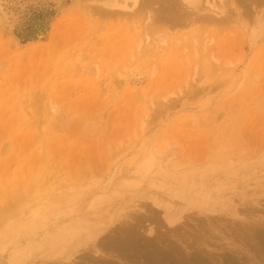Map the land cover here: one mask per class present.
<instances>
[{"label":"rangeland","instance_id":"374dc122","mask_svg":"<svg viewBox=\"0 0 264 264\" xmlns=\"http://www.w3.org/2000/svg\"><path fill=\"white\" fill-rule=\"evenodd\" d=\"M113 1L0 0V205L31 199L0 213V264H150V238L264 264V0H226L219 32Z\"/></svg>","mask_w":264,"mask_h":264},{"label":"bare ground","instance_id":"6f19581e","mask_svg":"<svg viewBox=\"0 0 264 264\" xmlns=\"http://www.w3.org/2000/svg\"><path fill=\"white\" fill-rule=\"evenodd\" d=\"M120 1H122V0H120ZM120 1H119V0H117V1L115 0V1H113L112 3H110V5H109L108 7H109V8L111 7V8H110L109 10H107L108 8L105 9L106 11L104 12V14H106V13H107L108 15H109V14H110V15L112 14V17H113L115 14H118V10L115 11V10H113L112 8H114V9H115V8H116V9H117V8H119V9L121 8L120 10H122L123 8H126V10H127L128 8H130L131 5H133V6L135 7V8H134L135 10H136V7H137V8H140V9H139L140 12L143 11V10L146 11V12H148V11L150 12L151 9H150V10H148V9H149L150 7H152V5L154 6L155 4L160 3V7H159V9H158V7L156 6V9H155V10L152 9L151 12H150L151 15H152V14L155 15V14H157V13L159 14V15H157V16L155 15V17H153V16H152V17H153L154 20H156L157 23L159 22L160 25L163 23V24H166V25H167V24H170V25H172V26H173V25H176V26L179 25L180 27H182V26H186V27H187V26L194 25V24L197 23V24H199L200 27L202 26L201 28H204V29H205V26H206V25H208V26H209V25H212V26H215V25H216L215 27L218 29L217 31L219 32V31L223 28V26H224V29L227 28L225 25L228 26V23L231 21V19H230V21L228 20L230 16L228 17L227 14L225 15V19H227V18H226V16H227L228 19H227L226 21H228V22L226 23L225 20L223 19V17H224V16H223V15H224V14H223V12H224V11H223V7L226 5V0H220V1H219V0H218V1H217V0H178V3H177V4L182 3V5H183V6H182V5L179 4L181 7H178L179 5L176 6V2H177L176 0H130V2H132V3H130L128 0H124L125 3L123 2V5H121L122 2H120ZM127 1H128V3H127ZM171 1H172V3H171L170 5H172V7L169 5V2H171ZM179 1H180V2H179ZM243 1H244V0H243ZM246 1H248L247 3L250 2V0H246ZM260 1H261V0H260ZM217 2L221 3V6H220V7L217 6ZM119 3H120V4H119ZM126 3H127V4L130 3L131 5L129 4L130 6L128 7ZM161 3L163 4V7H165V8H166V5H167V4H168L169 6L167 7V9H165V8L163 9L162 6H161V5H162ZM165 3H166V5H165ZM245 3H246V2H245ZM247 3H246V4H247ZM253 3H254V2H253ZM254 4H255V3H254ZM93 5H94V4H93ZM93 5H92V6H93ZM150 5H151V6H150ZM164 5H165V6H164ZM250 5H251V3H250ZM94 6H95V5H94ZM96 6H97V5H96ZM96 6H95V7H96ZM149 6H150V7H149ZM236 6H237V5H236ZM243 6H244V5H243ZM246 6H247V5H246ZM248 6H249V4H248ZM97 7H99V6H97ZM100 7H102V6H100ZM148 7H149V8H148ZM90 8H91V7H90ZM131 8H132V6H131ZM144 8H145V9H144ZM146 8H147V10H146ZM154 8H155V7H154ZM161 8H162L164 11L162 10V11L160 12L159 10H161ZM168 8H169V9H168ZM242 8H243V7H242ZM93 9H95V8L93 7ZM96 9H97V8H96ZM98 9H99V8H98ZM100 9H102V8H100ZM100 9H99V10H100ZM132 9H133V8H132ZM132 9H131V10H132ZM243 9H244V8H243ZM99 10H98V11H99ZM131 10H130V11H131ZM156 10H157V11H156ZM232 10H235V9L232 8ZM232 10H230V11H231V14L233 13L232 15H234V12H235V11L233 12ZM236 10H237V9H236ZM91 11H92V10H91ZM93 11H96V10H93ZM98 11H97V12H98ZM122 11H124V10H122ZM122 11H121V12H122ZM152 11H154V12L152 13ZM155 11H156L157 13H155ZM204 11H208V12H210V13H208V14H202V12H204ZM230 11H229V12H230ZM237 11H238V10H237ZM67 12H68V11H67ZM101 12H102V11H101ZM140 12H137V11H136V14H135V15H137V14H138V15L141 14ZM225 12H226V11H225ZM95 13H96V12H94V15H95ZM125 13H126V12H125ZM130 13H131V12H130ZM144 13H145V12H144ZM150 13H147V15L149 14V15H148L149 17L146 15V13L144 14V16H143L142 14H141V15L144 17L145 21L147 20V21L149 22V23H147L148 26H149V27L147 26L148 28H150V26H151V27H153L154 29H156L158 25L155 24V23H156L155 21H154V22H155V23H154L155 25H153V22H152L153 19L151 18ZM154 13H155V14H154ZM236 13H237V12H236ZM98 14H99V13H97V15H98ZM121 14H122V13H121ZM121 14L119 13V14L116 15V16H117V17H120ZM128 14H129V13H128ZM222 14H223V15H222ZM68 15H69V14H68ZM68 15H67V16H68ZM129 15H130V14H129ZM131 15H133V13H132ZM138 15H137V16H138ZM145 15H146V17H148V18H145ZM163 15H164V16H163ZM235 15H236V14H235ZM99 16H100V14H99ZM102 16H104V15H102ZM102 16H101V17H102ZM139 16H140V15H139ZM139 16H138V17H139ZM117 17H116V18H117ZM129 17H130V16H128L127 18H129ZM132 17H133V16H132ZM113 18H115V16H114ZM121 18H122V17H121ZM133 18H134V17H133ZM149 18L152 19V21H151V19H150L151 22L149 21ZM61 19H62V18H61ZM61 19H60V20H61ZM63 19H64V17H63ZM65 19H66V18H65ZM129 19H131V17H130ZM129 19H128V20H129ZM60 20L56 21V23H53L54 25H53L52 30H51V31H52V34H51V40H53V39L56 38V35H57V33H58V30L60 29V27H59L60 24L63 25V23H61ZM131 20H132V19H131ZM133 20H135V19H133ZM137 20H138V19H137ZM63 21H64V20H63ZM140 21H141V20H140ZM145 21H143V22L145 23ZM224 22H225V23H224ZM71 23H73V22H71ZM233 23H234V22H233ZM233 23H231V24H233ZM147 24H145V25H147ZM200 24H201V25H200ZM160 25L158 26L159 28H160ZM170 25H167V26L170 27ZM222 25H223V26H222ZM229 25H230V24H229ZM70 26H71V25H70ZM162 26H163V25H162ZM203 26H204V27H203ZM208 26H207V28H208ZM217 26H219V27L222 26V27H221V29H220V28H218ZM169 27H168V28H169ZM200 27H199V28H200ZM229 27H230V26H229ZM229 27H228V28H229ZM58 28H59V29H58ZM65 28H66V27H65ZM148 28H145V29H148ZM161 28H162V27H161ZM161 28H160V31L163 30V29H161ZM183 28H185V27H183ZM201 28H200V32H199V34H200V33H201V34L203 33L202 36H203V35L205 36V32H201V31H203V29L201 30ZM216 28H215V29H216ZM194 29H196V28H194ZM208 29H209V28H208ZM229 29H230V28H229ZM197 30H199V29H197ZM148 31H150V33H151V28H150ZM148 31H147L146 33L149 34ZM152 31H153V30H152ZM207 31H208V30H207ZM212 31H213V30H212ZM222 31H224V30L222 29ZM222 31H221V32H222ZM59 32H60V31H59ZM155 32H156V31H155ZM218 32H217V33H218ZM152 33H153V32H152ZM157 33H158V32H157ZM190 33H191V32H190ZM206 33H207V32H206ZM62 34H63V32H62ZM71 34H72V33H71ZM148 34H147V35H148ZM184 34H185V33H184ZM187 34H189V33H187ZM192 34H193V33H192ZM154 35H155V34H154ZM215 35H216V34H215ZM215 35H213V36H215ZM57 36H58V35H57ZM151 36H152V34H151ZM158 36H159V35H158ZM206 36H207V34H206ZM206 36L204 37V39H205V38L208 39V37H206ZM213 36H212V37L210 36V38H213ZM63 37H64V36H63ZM154 37H155V36H154ZM185 38H186V37H185ZM185 38L182 37V39L186 40ZM189 38H190V37H189ZM189 38H188V39H189ZM197 38H198V40L200 41L199 36H196V38H194V41H195ZM210 38H209V39H210ZM182 39H181V40H182ZM204 39H203V43H204V45L206 44L205 46H207V43L204 42V41H207V40H204ZM215 39H217V38L215 37ZM57 40H58V39H57ZM65 40H66V39H65ZM190 40H191V39H190ZM192 40H193V38H192ZM212 40H213V39H212ZM212 40H210V41H212ZM140 41H141V39H140ZM177 41H178V40H177ZM186 41H187V40H186ZM186 41H185V42H186ZM188 41H189V40H188ZM208 41H209V40H208ZM217 41H218V40H217ZM57 42H58V41H57ZM142 42H144V41H142ZM183 42H184V41H183ZM185 42H184V44H185ZM189 42H192V41H189ZM196 42H197V40H196ZM165 43H166V42H165ZM193 43H194V42H193ZM200 43H201V42H200ZM203 43H202V44H203ZM209 43H210V42H209ZM187 44H189V43H187ZM196 44H197V43H196ZM210 44H211V43H210ZM139 45H140V44H139ZM149 45H150V44H149ZM192 45H194V48H195V43L192 44ZM192 45H191V46H192ZM144 46H145V45H144ZM147 46H148V45H147ZM163 46H164V45H163ZM187 46H188V45H187ZM197 47H198V46H197ZM34 48H35V47H34ZM149 48H150V47H149ZM149 48H148V49H149ZM141 49H142V48H141ZM159 50H160V49H159ZM30 52H31V51H30ZM149 52H150V50H149ZM203 52H204V51H203ZM137 55H138V54H137ZM30 57H31V56H30ZM205 57H206V56H205ZM33 61H34V60H33ZM208 64H209V62H208ZM122 86H123V85H122ZM197 90H198V89H197ZM195 92H197V91H195ZM157 109H159V108H157ZM157 109H156V110H157ZM162 110H163V109H162ZM154 111H155V110H154ZM155 112H156V111H155ZM153 113H154V112H153ZM157 113H159V111H157ZM160 113H161V112H160ZM160 113H159V114H160ZM155 114H156V113H155ZM152 115H153V114H152ZM152 115H151V116H152ZM154 117H155V116H154ZM155 120H156V118H155ZM151 122H152V121H151ZM56 159H57V158H56ZM146 163H147V162H146ZM56 165H57V164H56ZM84 172H85V171H84ZM38 173H39V172H38ZM79 173H80V172H79ZM36 175H37V174H36ZM81 175H82V174H81ZM78 177H80V176H78ZM78 177H77V178H78ZM42 178H43V177H42ZM81 179H82V178H81ZM46 180H47V179H46ZM44 182H45V181H44ZM45 183H47V182H45ZM33 184H34V183H33ZM129 186H130V185H129ZM14 187H15V186H14ZM14 187H13V188H14ZM150 187H151V186H150ZM8 188H9V187H8ZM30 189H31V188H30ZM69 189H70V188H69ZM47 191H49V190H47ZM51 191H52V190H51ZM1 192H2V191H1ZM14 192H15V191H14ZM18 192H19V191H17L16 193L18 194ZM58 192H59V191H58ZM20 193H21V192H20ZM20 193L18 194L19 196L16 195L15 193L10 194V195H11L10 197L13 198V199L11 198V199H12L11 202H12V201L14 202L13 204H15V203H16V204L18 203V205L24 204V203H23V201L25 200V198L23 197L24 195L22 196V195H21L22 193H21V194H20ZM27 193H28V192H27ZM54 193H55V192H54ZM3 194H4V192L2 193V195H3ZM5 194H6V193H5ZM13 194H14V195H13ZM28 194H29V193H28ZM28 194H27V195H28ZM55 194H56V193H55ZM61 194H62V193H61ZM2 195H1V196H2ZM8 195H9V192H8ZM12 195H13L14 197H13ZM15 195H16V196H15ZM25 195H26V194H25ZM27 195H26V196H27ZM5 196H6V195H5ZM20 196H21V197H20ZM26 196H25V197H26ZM17 197H19V199H17ZM27 197H28V196H27ZM0 198H1V197H0ZM3 199H4V197H3ZM20 199H22V202H21ZM47 199H48V198H47ZM49 199H50V198H49ZM57 199H58V198H57ZM64 199H65V198H64ZM1 200H2V199H1ZM8 200H9V203H7V204H8V207H7V208H6V206H3V205H2L3 207L6 208V210H5V208H3V207L0 205V208H2V209H0V211H1L0 213H2V211H3V209H4L3 212H4L5 215L8 214V212H10V211L13 210V209H12V206L18 207V205H13L12 203L10 204V199H8ZM15 200H18V202H15ZM27 200H28V199H26L25 201H27ZM30 200H31V199H30ZM30 200H28V201H30ZM2 201H3V200H2ZM6 201H7V200H6ZM19 201H20V204H19ZM25 201H24V202H25ZM40 201H41V200H40ZM44 201L47 202V200H44ZM97 201H98V200H97ZM3 202H4V201H3ZM51 202H52V201H49V203H51ZM33 203H34V202H33ZM39 203H40V202H39ZM43 203H44V202H43ZM43 203H42V205H43ZM5 205H6V203H5ZM9 206H11V207L9 208ZM30 206H31V205H30ZM15 207H14V208H15ZM23 207H25V206H23ZM39 207H40V205H39ZM39 207H36V208L34 207V208H35L36 211H37V209L40 210ZM42 207H44V206H42ZM28 208L30 209L29 206H28ZM34 208H31V210H32L31 212L28 211V212H29V215H30L32 212L35 211ZM151 208H152V207H151ZM8 209H12V210L7 211ZM14 210H15V209H14ZM148 211H149V210H148ZM5 212H6V213H5ZM28 212H27V213H28ZM150 212H152V211L150 210ZM36 213H40V212L37 211V212H35V214H36ZM152 213H153V212H152ZM155 213H156V212H154V214H155ZM4 214L2 213V215H4ZM35 214H33L34 217H35ZM30 216H31V215H30ZM134 216H136V215H134ZM158 216H159V215H158ZM31 217H32V216H31ZM0 218H1L2 221L4 222L5 219L3 220V218H5V217L2 216V217H0ZM26 218H27V217H26ZM29 218H30V217H29ZM1 219H0V221H1ZM156 219H157V218H156ZM159 219H160V218H159ZM7 220H8V219H7ZM9 220H10V219H9ZM121 220H122V219H121ZM137 220H138V219H137ZM144 220H145V219H144ZM144 220H142V221H144ZM152 220H153V219H152ZM215 220H216V219H215ZM142 221H141V223H142ZM150 221H151V220H150ZM156 221H157V220H156ZM217 221H218V220H217ZM139 222H140V219H139ZM144 222H145V221H144ZM144 222H143V223H144ZM152 222H153V221H152ZM152 222H151V223H152ZM154 222H155V221H154ZM4 223H5V222H4ZM4 223H3V224H4ZM6 223H7V221H6ZM119 223H120V222H119ZM121 223H122V222H121ZM121 223H120V224H121ZM123 223H124V222H123ZM158 223H159V222H158ZM255 224H256V223H255ZM127 225H128V223L126 224V227H128ZM134 225H135V227H138V225H136V224H134ZM150 225H151V224H150ZM152 225H153V224H152ZM152 225H151V226H152ZM154 225H155V224H154ZM244 225H245V224H244ZM251 225H252V224H251ZM122 226H123V225H121L120 227H122ZM141 226H142V225H141ZM155 226L157 227V224H156ZM168 226H169V225H168ZM242 226H243V225H242ZM248 226H249V225H248ZM124 227H125V226H123V228H124ZM133 227H134V226H133ZM145 227H146V226H145ZM156 227H154V228H156ZM199 227H200V226H199ZM201 227H202V226H201ZM252 227H254V226H252ZM141 228H142V227H141ZM143 228H144V226H143ZM143 228H142V229H143ZM243 228H244V227H243ZM128 229H129V227H128ZM131 229H132V228H131ZM137 229H138V228H134V229H132V231L137 230ZM150 229H151V228H150ZM170 229H171V228H170ZM202 229H203V228H202ZM89 230H90V229H89ZM117 230H118V229H117ZM120 230L122 231V229H120ZM246 230H248V229H246ZM255 230H256V229H254V232H255ZM129 231H130V230H127V232H129ZM137 231H138V230H137ZM139 231H140V230H139ZM139 231H138V232H139ZM143 231H144V230H143ZM155 231H156V230H155ZM170 231H171V230H170ZM172 231H174V230H172ZM172 231H171V232H172ZM203 231H204V230H203ZM210 231H211V230H210ZM213 231H214V230H213ZM249 231H250V230H249ZM117 232H118V231H117ZM123 232H124V231H123ZM144 232H145V231H144ZM151 232H152V231H151ZM205 232H206V231H205ZM251 232H252V231H251ZM251 232H250V233H251ZM254 232H252V233H254ZM125 233H126V232H125ZM136 233H137V232H136ZM147 233H148V232H147ZM173 233H174V232H173ZM113 234H114V231H113ZM116 234H119V233H116ZM130 234H131V233H130ZM133 234H134V233H133ZM133 234H132V235H133ZM137 234H138V233H137ZM158 234H160V232H159ZM208 234H209V232H208ZM211 234H212V233H211ZM235 234H236V233H234V235H235ZM255 234H256V232H255ZM120 235H121V234H120ZM135 235H136V234H135ZM135 235H134V236H135ZM140 235H141V234H140ZM140 235L138 234L137 237L140 236ZM142 235H143V234H142ZM142 235H141V236H142ZM153 235H154V234H153ZM155 235H156V234H155ZM162 235H163V234H162ZM176 235H177V234H176ZM193 235H194V234H193ZM242 235H243V234H242ZM248 235H249V234H248ZM107 236H108V234H107ZM107 236L104 237L105 240H106V238H107V239H108V238H111V235H109V237H107ZM122 236H123V235H122ZM124 236H125V235H124ZM134 236H133V237H134ZM141 236L138 237V238H141ZM146 236H147V235H145V237H146ZM195 236H196V235H195ZM237 236H238V235H237ZM142 237H144V235H143ZM147 237H148V236H147ZM147 237H146V238H147ZM151 237H152V236H151ZM161 237H162V236H161ZM178 237H179V236H178ZM197 237H198V236H197ZM240 237H241V236H240ZM112 238H113V239H112V240H113L112 242H111V240H109V239L107 240V242L110 241V244H111V243L113 244L114 241H116L117 236L115 237V235H114V236L112 235ZM115 238H116V239H115ZM125 238H126V237H125ZM128 238H130V237H128ZM134 238H135V237H134ZM156 238H157V237H156ZM262 238H263V236H262ZM130 239H132V238H130ZM130 239H129V240H130ZM148 239H149V238H148ZM148 239H147V240H148ZM150 239H151V240L147 241V245H148V246L146 245V246H147V250L145 251V252L147 253V255H148L147 261H150V262H148V263H150V264H151V263H152V264H159V263H162V264H163V261H164V264H184V263H182V261H183L184 258L187 259V256H185L184 254H183V258L179 256V254H180L181 252L186 253L185 250L182 251V250H183V249H182L183 247H181V246H179V245L176 246L177 244H176V243L174 244V242H171L170 246L167 244V246H169V248L172 247V250H173L174 248L176 249V247L181 249V250L179 249L181 252H179V254H178L177 256H175L173 252L170 253V252H169L168 250H166V249H165L166 251L162 250L161 248H162L163 246H161V245L159 246V245H158V242H157V243L153 242V239H154V238H150ZM157 239H158V238H157ZM253 239H254V238H253ZM133 240H134V239H133ZM135 240H136V239H135ZM140 240H141V239H140ZM159 240H160V237H159ZM161 240H162V239H161ZM161 240H160V242H161ZM165 240H166V239H164V241H165ZM177 240H178V239H177ZM102 241H103V240H102ZM102 241H100V242H102ZM120 241H121V239L119 240V242H120ZM142 241H144V238H143ZM162 241H163V240H162ZM170 241H171V240H170ZM170 241H169V242H170ZM180 241H181V240H180ZM243 241H244V240H243ZM252 241H253V240H252ZM263 241H264V238H263ZM107 242L105 241V242H103V243H101V244H99V245H102V246L105 245V246H107V244L109 245V243H107ZM122 242H123V241H122ZM122 242H121V243H122ZM140 242H141V241H140ZM167 242H168V241H167ZM167 242L165 241V243H167ZM98 243H99V242H98ZM121 243H119V246H120ZM143 243H144V242H143ZM165 243H162V244L165 245ZM182 243H184V242H182ZM253 243H254V242H253ZM123 244H124V243H123ZM123 244H122V247H123ZM144 244H145V243H144ZM173 244L175 245V247L173 246ZM186 244H187V243H186ZM203 244H204V243H203ZM127 245H129V244H127ZM134 245H135V244H134ZM134 245H133V247L135 248L136 246H134ZM142 245H143V244H142ZM180 245H181V244H180ZM191 245H192V244H191ZM252 245H253V244H252ZM131 246H132V245H131ZM143 246H144V245H143ZM165 246H166V245H165ZM167 246H166V247H167ZM182 246H183V245H182ZM198 246H199V245H198ZM198 246H197V247H198ZM258 246H259V245H258ZM260 246H261V245H260ZM113 247H114V246H113ZM115 247H117V246L115 245ZM115 247H114V248H115ZM122 247H121V248H122ZM140 247H141V246H140ZM173 247H174V248H173ZM248 247H249V246H248ZM104 248H105V247H104ZM106 248H107V247H106ZM109 248H110V250H111L112 247H109ZM114 248H112V251L115 250ZM117 248H120V247H117ZM117 248H116V249H117ZM136 248H138V246H137ZM184 248H185V247H184ZM187 248H188V247H187ZM192 248H195V246L192 247ZM113 249H114V250H113ZM125 249H126V248H125ZM140 249H141V248H140ZM140 249H139V250H140ZM189 249H190V248H189ZM203 249H204V248H203ZM105 250H106V249H105ZM119 250H120V249L116 250V252L119 251ZM122 250H123V249H121V252H122ZM127 250L129 251L128 248H127ZM133 250H135V249L132 248V251H133ZM170 250H171V249H170ZM177 250H178V249H177ZM179 250H178V251H179ZM196 250H197V249H196ZM196 250H195V251H196ZM198 250H199V249H198ZM200 250H201V249H200ZM93 251H94V250H93ZM96 251H97V250H96ZM128 251H127V252H128ZM167 251H168V253H166ZM201 251H202V250H201ZM201 251H200V252H201ZM217 251H218V249H217ZM225 251H226V250H225ZM124 252H125V250H124ZM137 252H138V251H137ZM137 252H136L135 254H137ZM141 252H142V251H140V254H141ZM175 252L177 253V251H175ZM207 252H208V251H207ZM212 252H213V251H212ZM214 252H215V251H214ZM227 252H228V251H227ZM252 252H253V251H252ZM261 252H262V251H261ZM263 252H264V249H263ZM96 253H97V252H96ZM118 253H120V252H118ZM142 253H143V252H142ZM197 253H198V252H197ZM201 253H202V252H201ZM97 254H98V253H97ZM97 254H96V255H97ZM111 254H112V253H111ZM123 254H124V253H123ZM131 254H132V253H131ZM140 254H138V255H140ZM186 254H187V253H186ZM209 254H210V253H209ZM240 254H241V253H240ZM263 254H264V253H263ZM87 255H88V254H87ZM116 255H117V254H116ZM127 255H128V253H127ZM127 255H126V256H127ZM143 255H144V254H143ZM180 255H181V254H180ZM190 255H192V254H190ZM190 255H189V257H190ZM202 255H203V254H202ZM206 255H207V254H206ZM215 255H216V254H215ZM237 255H238V254H237ZM259 255H260V254H259ZM261 255H262V253H261ZM70 256H71V255H70ZM124 256H125V255H124ZM135 256H136V255H135ZM181 256H182V255H181ZM203 256H204V255H203ZM227 256H228V255H227ZM255 256H256V255H255ZM81 257H82V256H81ZM84 257H85V256H84ZM137 257H139V256H137ZM176 257H177V258H176ZM217 257H218V256H217ZM220 257H221V256H220ZM228 257H230V256H228ZM238 257H239V255H238ZM87 258H89V256H88ZM92 258H93V261H94V257L91 255L89 259L92 260ZM140 258H141V255H140L139 259H140ZM207 258H208V257H207ZM244 258H246V257H244ZM247 258H248V257H247ZM261 258L264 259V257H262V256H261ZM67 259H68V258H67ZM102 259H103V258H102ZM105 259H106V258H105ZM105 259H103V260H105ZM122 259H123V258H122ZM131 259H132V258H131ZM148 259H149V260H148ZM213 259H214V258H213ZM226 259H227V258H226ZM226 259H225V260H226ZM238 259H239V258H238ZM96 260H97V259H96ZM98 260H99V259H98ZM98 260H97V262H99ZM133 260H134V259H133ZM192 260H193V261H192ZM192 260H191V263H190V264H206V261H205L204 259H201L200 257H196L195 259L192 258ZM209 260H211V259H209ZM218 260H219V258H218V259L216 258V261H218ZM235 260H236V259H235ZM59 261H60V260H59ZM100 261H101V260H100ZM126 261H127V260H126ZM140 261H141V260H140ZM229 261H230V260H229ZM263 261H264V260H263ZM90 262H91V261H90ZM129 262H130V261H129ZM143 262H144V261H142V263H143ZM218 262H219V264H221V263H220V260H219ZM218 262H217V263H218ZM223 262H225V261H223ZM83 263H84V262H83ZM83 263H82V264H83ZM88 263H89V262H88ZM92 263L95 264L96 262H92ZM145 263H146V261H145ZM210 263H211V262H210ZM229 263H230V262H229ZM239 263H240V260H239V262H237V263L231 261L230 264H239ZM245 263H246V262H245ZM251 263H252V262H251ZM251 263H250V264H251ZM72 264H81V263H80V262H77V261H73ZM90 264H91V263H90ZM96 264H98V263H96ZM125 264H126V263H125ZM146 264H147V263H146ZM186 264H189V263H186ZM207 264H208V263H207ZM252 264H253V263H252Z\"/></svg>","mask_w":264,"mask_h":264}]
</instances>
